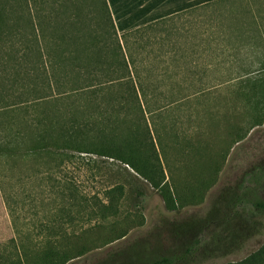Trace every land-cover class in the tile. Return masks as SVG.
Masks as SVG:
<instances>
[{
	"label": "trees",
	"instance_id": "1",
	"mask_svg": "<svg viewBox=\"0 0 264 264\" xmlns=\"http://www.w3.org/2000/svg\"><path fill=\"white\" fill-rule=\"evenodd\" d=\"M15 1L18 23L13 28L19 42L0 43V190L14 231V237L0 245V264H66L87 250L80 240L95 229L92 218L76 222L73 215L108 219L106 212L117 213L124 185L115 182L104 189L106 201L90 211L83 205L86 191L67 175L71 164L97 165L93 155L119 161L124 165H117L118 170L143 177L171 207L175 202L163 165V160L168 165L169 152H202L196 144L205 140L211 125L224 123L236 143L244 138L238 133L242 125L253 128L264 122V45L246 52L250 56L245 59L229 55L221 63L154 65L149 59L170 55L172 50L153 56L154 50L144 54L143 46L133 51L125 40L127 34L151 24L119 35L106 0L102 2L117 37L99 42L89 41L92 37L81 31L48 30L34 16L38 0ZM157 69L158 75L149 73ZM31 166L39 174L44 200L46 193L53 194L50 202L60 218L41 223L37 236L43 237L32 243L40 245L39 262L23 257L27 250L23 239L30 235L18 223L21 200L28 202L31 195L23 191L19 201L5 178L6 170ZM243 190L250 197H237L234 212L243 215L247 203L264 209L258 187ZM208 240L196 238L182 252L149 264L186 263L199 257ZM9 245L18 257L6 252ZM225 264H264V242Z\"/></svg>",
	"mask_w": 264,
	"mask_h": 264
},
{
	"label": "rangeland",
	"instance_id": "2",
	"mask_svg": "<svg viewBox=\"0 0 264 264\" xmlns=\"http://www.w3.org/2000/svg\"><path fill=\"white\" fill-rule=\"evenodd\" d=\"M37 4L33 10L36 21L48 30L57 28L59 33L81 31L92 37L88 38L91 42L113 41L117 37L102 0H38ZM15 5V0H0V43L8 46L19 42L14 38L18 36V31L13 28L18 23L14 19ZM253 19L254 16L246 11L241 14L239 9H232L227 13H211L206 27L252 23ZM202 27V24L187 19L182 23L165 22L129 33L125 40L133 51L143 46L146 54L153 49V56L168 45L166 40L197 38ZM249 56L250 53L243 52L238 58ZM149 61L157 64L156 59ZM149 73L158 75V69ZM241 127L238 133L244 134V138L236 143L228 127L218 123L209 127L203 142L196 144L202 152L168 153V165L166 160L163 165L166 185L175 202L171 207L167 206L161 192L143 177L132 170L130 173L118 170L117 165H124L119 161L93 155L97 165L71 164L67 175L86 191L88 200L83 205L90 207V211L91 208L98 209L101 201H106L103 191L115 182L124 185V194L117 213L106 212L108 219L95 214L73 215L76 222L92 218L90 224H95V229L86 239L80 240V243H86L87 250L66 264H149L155 258L182 252L199 237L210 240L200 248L198 258L183 264H225L258 249L264 242V209L247 203L244 206L246 212L238 215L232 206L237 197H250L243 194V189L248 187H258L257 196L264 199V122L253 128ZM5 178L18 192L19 201L23 191L31 195L30 201L23 203L21 200L18 223L31 236L21 242L27 249L23 257L39 262L36 252L40 245L35 247L32 243L43 237L42 234L37 236L43 227L41 223L49 218L60 219L55 205L50 202L53 194L46 191L44 200L39 174L32 166L30 169L6 170ZM119 233L123 235L118 237ZM6 252H11L14 258L19 256L12 245Z\"/></svg>",
	"mask_w": 264,
	"mask_h": 264
},
{
	"label": "crops",
	"instance_id": "3",
	"mask_svg": "<svg viewBox=\"0 0 264 264\" xmlns=\"http://www.w3.org/2000/svg\"><path fill=\"white\" fill-rule=\"evenodd\" d=\"M117 33L165 22L202 24L199 37L166 40L163 50L169 55L158 56L157 64L178 68L225 62L226 58L242 55L264 45V0H106ZM239 9L254 16L252 23L234 24L210 29L206 24L211 13ZM244 9V11H242ZM257 51V50H256ZM155 60V59H154ZM183 69V68H181ZM185 72L186 70H181ZM14 237L12 223L0 190V245Z\"/></svg>",
	"mask_w": 264,
	"mask_h": 264
}]
</instances>
